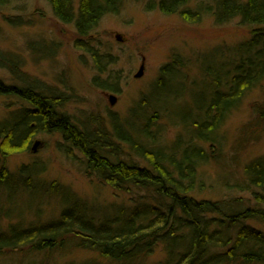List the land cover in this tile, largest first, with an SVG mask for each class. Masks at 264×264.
<instances>
[{
	"label": "trees",
	"instance_id": "1",
	"mask_svg": "<svg viewBox=\"0 0 264 264\" xmlns=\"http://www.w3.org/2000/svg\"><path fill=\"white\" fill-rule=\"evenodd\" d=\"M48 1L59 20L75 25L77 48L92 56L99 73H106L111 62L106 60L108 56L86 40H90L105 16L119 14L125 0H81L78 9L73 0ZM186 1L150 0L153 4H147L146 8L156 7L165 14L178 13L193 23L200 21L203 14L215 16L218 25L240 19L252 29V38L241 45L252 60L238 50L241 54L234 66L227 73H217L213 79L214 96L201 109L204 116L189 125L190 135L183 130L191 141L185 150L194 149L197 153L194 154L203 160L199 162L191 155L180 160L174 149L169 153L161 144L167 128L159 122L165 118L166 110L150 93L142 95L131 108L132 111L139 108L136 112L139 115L134 114V118L142 117L141 125L133 131L124 120L112 115L107 118L111 128L98 115L85 113L80 118L68 115L62 108L72 97L52 87L36 88L27 84L19 87L0 81V95L17 97L21 107V112L9 114L0 122V194L7 184H15L28 193L35 180L43 184L39 178L41 171H34V166L39 164L22 166L14 173L7 168L6 159L9 151L27 149L34 136L45 132L62 136L68 143L65 147L68 157L72 158L76 152L82 155L85 174L128 196L125 202L117 204L119 212L109 214L114 206L104 210L107 214H98L100 211H93V206L71 191L74 199L59 201L64 208L57 218L48 221L41 217L40 207L45 201L38 204L37 213L28 211L15 217L1 210L0 259L16 257L18 264H58L56 254L66 256L84 250L97 253V258L109 264H144L161 248L166 255L161 264H264V157L249 162L241 181L234 179L235 184L226 188L249 193L250 198L196 197L204 191L199 188L204 184L201 171L214 160L217 150L220 154L223 152L216 133L221 132L247 93L264 82V0H212L194 11L180 10ZM11 66L0 63V67L13 71ZM176 67L174 59L164 65L154 84L164 86L171 72L178 71ZM229 73L234 75L225 83L227 89L221 91L220 80L226 79ZM16 74L20 80L22 76ZM99 80L96 78L94 82L101 89L116 91V86ZM87 116L96 119V123L84 122ZM257 119L263 121L261 125L256 124L263 132L264 113L256 116ZM42 187L47 195L51 194L45 203L56 199L53 193L68 190L51 184ZM29 215L34 221L28 222ZM10 218H17L19 222L5 227L3 220ZM40 257L44 262L35 260ZM64 264L81 263L69 260Z\"/></svg>",
	"mask_w": 264,
	"mask_h": 264
},
{
	"label": "rangeland",
	"instance_id": "2",
	"mask_svg": "<svg viewBox=\"0 0 264 264\" xmlns=\"http://www.w3.org/2000/svg\"><path fill=\"white\" fill-rule=\"evenodd\" d=\"M73 1L78 9L81 0ZM209 2L212 0H187L180 10L194 11L198 6ZM147 4L153 3L150 0H125L119 14L105 16L91 34L90 40H86L101 54L107 55L106 60L111 61L107 72L101 74L92 56L77 48L75 25L59 20L48 0H0V63L12 65L13 69L11 71L8 67H0V81L19 87H52L57 92L72 97L65 108H62L68 115L75 118H80L85 113L98 115L106 120L108 128H111V124L107 118L112 115L124 120L133 131L141 125L142 117L134 118L135 115L138 117L139 113L136 112H139V108H133V111L131 108L142 95L150 93L151 98L161 101V107L166 110L165 118L159 122L167 128L161 144L169 149V153L174 149L180 160L191 155L200 162L203 159L194 154V149L189 147L190 150H185L191 142L190 136L186 135L192 133L189 125L204 116L201 109L213 99L215 86L212 84L217 73H227L242 52L252 60L241 46L252 38V29L243 25L240 19L218 25L215 23V16L207 14L193 23L178 13L165 14L156 7L147 9ZM173 59L178 71H172L173 74L164 86L157 87L154 82L159 70L172 63ZM143 64V76L135 78ZM248 69L251 70L250 67ZM15 73L26 79L21 77L19 80ZM233 75L234 73H229L226 79L222 77L221 91L227 89L225 83L230 82ZM96 78L108 86H116V91L101 89L94 82ZM110 94L117 99L113 107L109 100ZM19 111L21 112V107L17 97L0 95V122L6 120L9 114ZM263 113L264 82L247 93L221 132L216 133L223 152L220 154L217 150V156L212 157L214 160L201 171L204 184L198 187L204 191L196 194L198 199L218 200L225 196L250 198L249 193L226 188L235 184L234 179L240 180L245 176L249 162L264 157V126L263 132L256 126L263 121L255 120L256 116ZM96 121L90 116L84 120L88 125ZM9 122L15 124L13 120ZM123 133L128 134V131ZM38 141L40 145L33 151ZM66 145L68 143L61 135L43 132L31 139L27 149L9 151L6 164L10 172L15 173L22 166L37 163L39 165L34 166V171H41L39 178L43 184L35 180L29 193L23 192L22 188L19 190V186L15 184H7L5 191L0 194V211L15 217L28 211L37 213L38 204L47 202L51 195H47L42 186L51 184L67 187L68 190L61 189L53 193L56 199L44 202L40 207L44 221L57 218L64 208L58 202L74 199L72 192L83 202L93 206V211H100L98 214H107L104 210L114 206L116 207L109 214L119 212L117 204L125 202L128 196L115 192L111 187L99 183L96 177L85 174L82 155L76 152L72 158L68 157ZM206 147L211 151L208 145ZM249 203L253 204V201ZM32 221L33 217L28 222ZM18 222L17 218H10L2 223L6 227ZM56 256L58 264L69 260H76L81 264L87 261L109 264L108 261L97 258V253L84 250ZM165 258V252L158 248L152 257L146 259L148 263L144 261V264H161ZM35 260L38 263L44 262L41 257ZM17 261L16 257H3L0 264H18Z\"/></svg>",
	"mask_w": 264,
	"mask_h": 264
},
{
	"label": "water",
	"instance_id": "3",
	"mask_svg": "<svg viewBox=\"0 0 264 264\" xmlns=\"http://www.w3.org/2000/svg\"><path fill=\"white\" fill-rule=\"evenodd\" d=\"M118 39H120L119 37H117ZM144 74V64L140 66V69L139 71L137 72V74L135 75V78H140L142 77ZM109 100H110V104L111 106L113 107L116 102H117V99L114 95H109ZM40 145V142H36L35 145H34V148H33V151H36L37 150V147Z\"/></svg>",
	"mask_w": 264,
	"mask_h": 264
}]
</instances>
